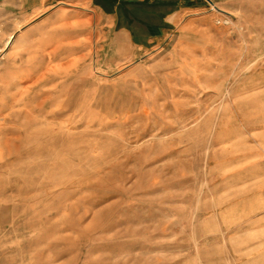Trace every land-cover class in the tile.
Returning <instances> with one entry per match:
<instances>
[{"label": "rangeland", "instance_id": "1", "mask_svg": "<svg viewBox=\"0 0 264 264\" xmlns=\"http://www.w3.org/2000/svg\"><path fill=\"white\" fill-rule=\"evenodd\" d=\"M187 2L133 50L105 10L0 9V264H240L205 109L264 69V0Z\"/></svg>", "mask_w": 264, "mask_h": 264}, {"label": "crops", "instance_id": "2", "mask_svg": "<svg viewBox=\"0 0 264 264\" xmlns=\"http://www.w3.org/2000/svg\"><path fill=\"white\" fill-rule=\"evenodd\" d=\"M144 1L0 0V9L12 6L36 19L63 4L105 10L115 15L114 22L119 21L112 27L115 37L125 40L121 46L133 50L156 46L181 21V0ZM193 1L188 0V8ZM238 81L230 103L205 109L206 117L216 113L207 141V185L213 210L220 212L219 225L226 235H235L240 264H264V69L246 73Z\"/></svg>", "mask_w": 264, "mask_h": 264}]
</instances>
